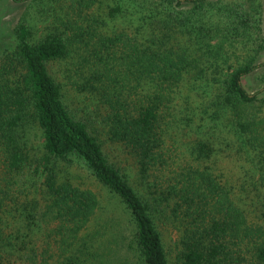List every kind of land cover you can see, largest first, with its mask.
<instances>
[{"label":"trees","instance_id":"obj_1","mask_svg":"<svg viewBox=\"0 0 264 264\" xmlns=\"http://www.w3.org/2000/svg\"><path fill=\"white\" fill-rule=\"evenodd\" d=\"M96 1L62 0L80 12ZM127 1L149 12L134 33H98L93 17L37 42L14 28L0 67L1 193L13 199L0 203V264H264V187L215 167L234 152L264 177L259 24L236 18L245 50L230 62L204 18L219 0ZM61 61L74 64L77 104L50 71ZM29 121L39 156L19 138Z\"/></svg>","mask_w":264,"mask_h":264},{"label":"rangeland","instance_id":"obj_2","mask_svg":"<svg viewBox=\"0 0 264 264\" xmlns=\"http://www.w3.org/2000/svg\"><path fill=\"white\" fill-rule=\"evenodd\" d=\"M215 3V2H214ZM117 6L120 10L115 12L112 16L110 13L112 9ZM191 7V4L185 5ZM264 0H219L214 9L208 11L205 15V22L210 26L209 42L214 46V49L223 55H227L229 61H234L236 55L240 56L245 48L242 46V39L238 38L243 30L240 29L237 23L238 16L242 15L249 17L251 22L259 24L261 36L264 38ZM149 12L144 8L134 6L127 0H97L92 7L84 12L75 10L64 4L62 0H0V67L6 62V57L15 46L14 28L17 23L25 22L31 31V40L37 42L42 39L47 33L62 29L66 22H83L88 17H93L98 21H102L98 33H106L108 35L125 31L127 33H134V28H139L143 17H147ZM237 18V19H236ZM86 25V24H85ZM180 38V37H179ZM218 44V46H217ZM193 48V47H191ZM264 59V50L262 52ZM220 67H225L220 62ZM52 75L63 84L66 99L72 103H79L82 99L74 91L72 80H74L75 67L66 61H61L52 64L50 67ZM248 89H255L260 86L257 80H248L244 82ZM253 91V90H252ZM19 138L21 143L25 145L31 155L39 156L42 147V135L39 128L29 121L22 130L19 131ZM106 153L110 154L109 146H105ZM6 151L4 146L0 143V203L12 205V198L7 196L3 198L1 193L4 189L7 193L8 179L6 176ZM215 167L224 174L225 178L239 185L245 181H253L259 183V186L264 187V179L259 172H251L249 163L244 162L243 159L234 152L221 153L215 161ZM73 175H80L77 178L84 186H89L95 190L99 195L105 196L106 193L94 183L92 178L85 177V175L78 169L72 170ZM17 183L16 180L12 181ZM19 183L13 186L17 189ZM16 192V191H15ZM264 193V188H261ZM17 193V192H16ZM9 195V193H8ZM258 194H249L247 202L256 201ZM262 198V196H259ZM22 198V197H21ZM169 232H167L168 234ZM166 234V235H167ZM171 238V236H170Z\"/></svg>","mask_w":264,"mask_h":264}]
</instances>
